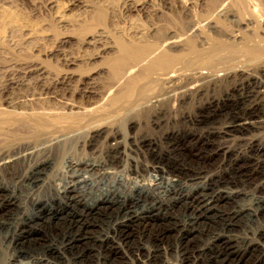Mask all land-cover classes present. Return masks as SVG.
I'll use <instances>...</instances> for the list:
<instances>
[{"label":"rangeland","instance_id":"1","mask_svg":"<svg viewBox=\"0 0 264 264\" xmlns=\"http://www.w3.org/2000/svg\"><path fill=\"white\" fill-rule=\"evenodd\" d=\"M239 1L245 4L240 5ZM186 3L190 9L184 7ZM98 10L103 11L104 18L97 22ZM167 33L180 37L183 44L179 48L190 43L199 50L221 44L237 45V49L251 45L264 48V0H170L169 5L165 0H0V108L8 107L10 101L17 106L16 110L24 112H32L33 107L42 104L56 105L55 108L67 104L70 111L78 110L77 113L99 108L96 115L101 117L94 115V119L103 116L106 119L107 115L110 119L99 118L94 124L107 123L104 125L107 132L115 133V138L103 131L87 139L82 134L76 146L67 150L65 160L85 154L104 163L99 170L86 171L84 166L85 169H64L61 162L59 171L56 169L55 176L52 174L56 187L63 189L74 176L81 180L77 196L93 200L108 190L128 192L138 183L160 181L165 187L168 179L172 182L176 179L178 188L181 185L186 190L198 188V195L215 198L211 209L189 207L184 211L181 204L168 205L170 195L164 196L167 199L162 204L161 197L154 199L143 194L144 202L130 211L119 209L93 218L97 222L94 233L89 240L76 244H68L69 238L77 234L69 224L57 226L42 218H28L41 205L32 209L28 203V210L18 209L7 199H0V205L4 204L3 215L14 220L10 230L3 231L2 237H6L1 247L5 260L1 264H43L37 258H44L49 264H264V124H257L264 123V53L252 60L241 55L210 68L196 64L187 69L184 62L177 63V69L173 68L175 74L171 72L173 79L166 77L160 87L156 81L147 85L149 99L139 100L144 105L146 101H162L156 104H169L172 112L156 113L151 109L145 117L141 116L140 126H136L129 121L135 117L130 110L132 106L124 107L125 110L114 106L120 116L115 109L112 113L110 99L129 84L112 80L107 60L116 55L118 39L130 43L155 42ZM107 47L110 50L104 52ZM222 52L231 59L229 49ZM31 64L34 68H47L44 85L37 84V77L24 78L22 85L15 84L4 93L3 88L12 78L34 69ZM67 74L76 77L72 84L76 87L59 86L53 91L55 76L59 79ZM86 74L93 86L97 84L93 92L79 82L87 79ZM102 104L111 113L106 114ZM68 109L65 110L69 112ZM157 116L165 119L159 121L161 117ZM252 121L256 124L252 125ZM245 122H249V127L230 128ZM113 155L121 159V164H111ZM21 188L24 192L30 190L24 185ZM41 188L34 186L30 190L34 196L29 199L36 196L44 201L49 199L58 208V199L50 200L56 193L54 188ZM170 188L168 185L167 189ZM161 190L159 196L165 189ZM143 203L147 205L146 211L141 207ZM23 219L29 224H21Z\"/></svg>","mask_w":264,"mask_h":264},{"label":"bare ground","instance_id":"2","mask_svg":"<svg viewBox=\"0 0 264 264\" xmlns=\"http://www.w3.org/2000/svg\"><path fill=\"white\" fill-rule=\"evenodd\" d=\"M169 1L167 2L165 0V4L169 5ZM239 2H240V5H241V3L242 4L244 3L243 1H239ZM171 7L172 6H170V10H171ZM181 7H183V6H181ZM184 7L186 9H190L189 4L187 5V3L184 5ZM103 18H104L103 11L98 10V12L95 16L96 21L97 22L102 21ZM194 32H196V31H194ZM155 33H157V32H155ZM200 34H201V32H200ZM155 35L156 34H154V36ZM179 38L180 37H178V35L176 36L174 33H167V35L160 38V41H155V42L154 41H145L143 43H138V42L137 43H130V42L121 41L119 39L117 40V42H116V51H117L116 55H113L114 57H112V59L107 60V65L109 66V67L108 66L107 67L109 68V70H110L109 72L111 73V74L110 73L109 74L112 75V78H113L112 80L120 82L122 84H125V82H126L129 85H128V87H125L126 84H125V86L123 85L125 88H123L121 90V92L119 90V93L118 92H117L118 94L115 93L116 95L114 97L112 96V98L110 99V101H109L110 104L109 103L108 104L113 106L112 113L114 111L113 109H115L116 106H117L116 108L127 107L128 109L130 106H132V109H130V110L135 112V117H134L135 120L130 119L129 121H131L132 123L135 122L134 124L136 126H140L141 121H142L141 116L145 117L146 113H149L151 109L156 110V113H157V111L158 112L159 111L160 112H167V113L172 112V109L170 107L171 105L169 106L168 103H167L168 105H165L166 103L165 104H156V103H160L162 101H159V102L153 101L151 103H148V101H146L147 103L144 102L145 105L142 103H143V101H145L143 99L147 100V98L149 99V96H150L148 91L146 90L148 88L147 85H151V83L156 81L158 86H159V84H161L162 81L165 82V78L168 76H170L168 80L173 79L172 77H174L173 75L175 74V72H174L175 69L173 70V68H175L176 64L177 63L179 64V62H184V65L186 64V66L189 67L187 69H190V66H197L196 64H200V66L203 64V66L204 65L207 67L209 66V68H210L211 66L217 65V63H219V62H222V61L227 62L228 59L232 60L233 58L235 59L236 57L241 56V55L248 56L249 59L251 57V60H252V58L253 59L259 58L261 54L263 56V53H264L263 52L264 48L261 46H258V45L257 46L251 45L248 47L245 46L246 48H244V49L241 46V49H239V48L237 49L236 48L237 45H235V47H234V45L222 46L223 44H221V42H220L221 47H220V45H217V47H216V45H212V46L208 47L207 49H206V47H202L203 49H201V50H199L198 48L196 49L194 47V45H192L191 43L188 45V47H185L183 45L184 47L179 48L180 44H181ZM200 39H201V36H200ZM218 41H219V39H218ZM223 41L224 40H222V42ZM230 41L233 42V40H230ZM89 44H90V42H89ZM182 44H183V41H182ZM218 46H219V48H218ZM223 49H225V50L229 49L228 53H230L232 55L231 59L229 56H223L224 54L222 55ZM107 50H110L109 47H107V49H105L104 52H107ZM172 51H174V52H172ZM262 56H261V58H262ZM222 66H224V65H222ZM135 67H137V69H139L138 72L134 71L133 68H135ZM177 67H176V69H177ZM184 67L185 66H183V69H184ZM30 68H34L33 64H31ZM181 68H182V66H181ZM26 69H27V67H26ZM179 69H180V66H179ZM27 70H29V69H27ZM170 70H172V71H170ZM171 72L174 74H172ZM155 73L158 75L160 74L162 76H160V75L156 76ZM46 74H47V68L44 69L43 67H40V66L37 68H34L30 71L24 72L23 75H21L19 73V75L12 78L13 79V81H11L12 83L10 82V84H7V85L5 84L6 86L3 88V92L5 93V90H6V92H8V90L10 89L9 87L14 86L15 84H21L22 85L23 84L22 81H25L26 79L34 78V77H37V82H38L37 84L38 85L39 84L44 85V82L47 78ZM62 74H64V73H62ZM154 74H155V77H154ZM71 75H73V74H71ZM71 75L67 74L66 76L59 77V79H58V75H56L55 79L53 80V81H55V83L53 82L54 83L53 87H52L53 91H56L55 89H57L59 86L65 88V89L71 88V86L76 87V86L72 85L73 82L75 81V80H73V78H76V77L71 76ZM207 75L209 76V74H207ZM11 77H12V75H11ZM214 77H215V75H214ZM24 78H26V79H24ZM77 79H79V78H77ZM168 80H167V82H168ZM89 81L90 80H89L88 75H87V79H84L83 82L79 79V82H81V84H82L81 86H85V88H88L90 92H93L94 86L97 84H94V86H93L94 82L92 83V81L91 82H89ZM206 81H208V80H206ZM214 81H217V80H214ZM79 82H77V83H79ZM26 83H27V81H26ZM207 86H209V85H207ZM44 87H46V86H44ZM47 88H49V87H46V89ZM121 88H122V86H121ZM52 89H50L49 91H51ZM81 91H83V90H81ZM84 93H85V91H84ZM139 100H143V101H139ZM11 102H13V101H10V105H8V107H5L2 104V106H4V107L0 108V199L1 200L4 198L7 199L8 200L7 202L9 204L17 206L18 209H27L28 210V208L26 207V205L28 203H30L32 205V209L39 207L41 205L42 208H40V210L36 211V212H35V209H34V211H31V212H33V214L32 215L28 214L29 215L28 218H30L32 220L42 218L44 221H48L49 224H55L57 226H59L60 224H65V225L69 224L71 229H74V228L76 229L75 233H77V234L74 233L75 235H73L69 238L68 244H74V242L76 244V241H82L83 239L89 240L88 238L91 237V234L94 233V230L96 229L95 227L97 226V225L95 226V224L97 222L96 221L94 222L93 218H96V217L100 216L101 214L105 215V214H108L112 211L119 210V209H126L128 211L131 207L133 208V206H137V204L139 205V203L144 200V199H141L143 194H146L148 196H152L154 199H155V197L156 198L161 197V199H160L161 201L159 200L161 203L165 202L164 199H167V197L165 198L164 196L170 195V199H168V200H170L171 203H169L168 205H170V207H171L172 203L181 204L180 207H184L185 208L184 211H186V208H189V207L198 208L199 210L201 208H203L204 206H208L207 207L208 209L212 208L210 204L213 203V200L215 199L214 197L204 196L203 194L198 195V192H199L198 188H196L194 190H191V189L188 190L187 189L188 191L186 190V187L183 185H181L180 188H178V186H177L178 184L175 183V182H178L176 179L173 180L175 182H172L171 180L168 179L167 185L165 187H164L163 181H160L159 183H153V182H147L144 184L138 183L139 185L136 184L135 187H130V189L128 191L130 193L125 192V191H122V192L114 191L113 192V190L111 192L110 190H108L109 192L105 191L104 194L100 195V197L98 199H93V200L92 199L91 200L83 199V197H81L82 195L77 196V186L81 180L79 181V179L74 177V176H73V179L71 180L70 184H68V185L66 184V185L62 186L63 189L56 187V185H55L56 183L54 181L55 179H53L55 176L54 174H56V173L53 174V172L56 169H57V171H59V169L57 167L59 166V164H61V166H62L61 162H63V168L64 169L72 168V169L78 170L79 168L82 169L85 167L86 171L88 168H89L88 170H90V171L91 170H95V171L99 170V168L102 167V165L104 163V162H102V160H96V158H94V157L83 156L85 154L77 157L78 159L71 156L72 158H70V160H68V159L65 160V156L67 155V153H66L67 150H69V149L71 150L72 148H74V146H73L74 144L76 146V142L81 137L82 134H84L83 136H87L85 138V139H87L91 135L92 136L94 135V137H95V135H100L103 131L105 133H108V134L111 133V135H110L111 137L109 136L110 138H115V135H114L115 133L114 132H107L108 127L104 126L107 123H105V124L104 123L103 124H94V123H97L95 121H98L99 118L101 117V115H96L98 113L97 109H99L97 107H96L97 109H91L89 107L91 110L85 109L84 112H80L81 111L80 110L79 113H77L76 111H78V110H76L75 111L76 113H75L73 111H70L71 109L67 108L66 103H65L66 105H64V106L62 105L61 108H59V107L55 108L56 105L54 107H52V105L51 106H44V104H42L43 106H39V107L37 106V108H35V107L32 108V106H31V108L33 109L32 112L31 111L30 112H24V111H21L20 109H19L20 111L16 110L17 106L14 104H11ZM139 102H141V103L137 105V103H139ZM108 104L105 107H108L109 106ZM132 104H134V108H133ZM69 106H71V105L69 104ZM102 106H103V104H102ZM18 107H19V105H18ZM77 107H80V106L78 105ZM99 107H101V106H99ZM165 107H168V108H165ZM103 108H104V106H103ZM103 108H102V110H103ZM65 109L66 110L68 109L69 112H67ZM74 109H75V107H74ZM102 110H100V111H102ZM115 110L117 111V109H115ZM124 110H125V108H124ZM136 110H137V112H136ZM104 111H105V108H104ZM108 112L111 113V110L109 108H108ZM108 112H106V114H109ZM123 112L124 111L121 110L120 114H122ZM126 112H127V110H126ZM126 112H125V114H126ZM117 113L119 115L118 111H117ZM128 113H129V110H128ZM94 115L100 116V117H98L97 120H95L96 118ZM112 115H110V116H112ZM118 115H117V117L119 118L120 115L119 116ZM126 115H128V114H126ZM126 115H125V118L123 117V119H126ZM130 115H132V112ZM158 115H160V114H158ZM107 117L109 118V115L105 116L106 119H104V116H103V119L108 120ZM114 117H115V115H114ZM160 117L161 116H157L156 118L159 119ZM112 118H113V116H112ZM103 119H101V121H104ZM117 119H116V121H118ZM164 119L165 118L162 116L159 119V121H163ZM101 121H100V123H101ZM109 121H111V120H109ZM246 121H248V120H246ZM166 122H167V120H166ZM250 122H251V120H250ZM248 123L249 122H245L242 124H233V125H230V128L249 127ZM253 124H256V122L252 121V125ZM257 124H264V123L260 122ZM86 126H88L89 128L88 127L86 128ZM82 127H84V129H85V133H83L84 129H81ZM111 130H112V128H111ZM80 140H81V138H80ZM116 146H117V144H116ZM110 158H111V160L110 159L109 160H110L111 164H113V165L121 164V159H119L116 155L115 156L113 155ZM105 164H107V163H105ZM160 171H161V169H160ZM101 175L103 178L106 176L105 172L101 173ZM130 184H131V182H130ZM21 185H24L26 187V189L28 187L30 190L34 186H38V187L41 186L42 188H43V186H46V187H48L47 189H50V190H52V188H54V192H56V193L55 194L53 193L54 195L52 194L53 196H51L50 200L58 199L59 207L55 209V207H53V205L48 201L49 199H45V201H44V199H39V197L36 199L37 196L34 199H32V197H31V199H29L30 196L32 195L33 191H30V190L28 191V189H27V191L24 192V189L21 188ZM168 185H169V187L171 186L170 189H167ZM46 187H44V188H46ZM161 188H164L165 190L162 189V190H164V191H162ZM18 189L20 190L19 193H17ZM183 189L186 190L185 193H183V191H182ZM160 190L163 193H161L159 196L158 193H160ZM37 191H38V189H37ZM157 191H159V192H157ZM5 193H8V195H5ZM38 195H40V193H38ZM2 196H4V197H2ZM32 196H34V195H32ZM79 198H82V199H79ZM209 198L211 199V201H207ZM218 198L220 199L219 196H218ZM128 202H131V203H128ZM146 203H143V205L141 206L143 210H145L147 208ZM198 206H200V207H198ZM126 210H125V212H126ZM134 210H135V208H134ZM175 210H176V208H175ZM1 211H3V213H1ZM178 211H180V210H178ZM19 212H21V211H19ZM141 212H142V210H141ZM0 213H1L0 216H2V217H0V264H1L3 262V260H5V259H3V258H5V256H4V254H2L3 247H1L2 243L5 241V237H6V236L2 237V236H4L3 231L4 230H10L11 225L14 223L13 222L14 220L10 221L11 218H5V216L3 215L4 214V204L0 205ZM193 213H194V211H193ZM112 214H113V212H112ZM13 219H14V217H13ZM195 221H196V219H195ZM20 223L21 224H29V222L27 220H24V219ZM15 227L16 228L14 230L16 231L18 225L16 224ZM12 229H13V227H12ZM6 233L8 234V231ZM192 234L193 233H191V234L189 233V236ZM220 237L222 238V235ZM216 239H217V241H219V235ZM112 240H115V239L112 238ZM109 242H111V241H109ZM130 244H131V242H130ZM146 248L148 249V247H146ZM137 250H139V249H137ZM218 251H219V247H218ZM143 252L144 251H142V253ZM140 254H141V252H140ZM2 255H3V257H2ZM30 255L32 256V254H30ZM16 256L19 257L20 255H16ZM16 256L14 258H12L13 262L15 261L14 259L16 258ZM156 256H157V254H156ZM144 257L146 258V256H144ZM9 258H8V260H9ZM10 260H11V258H10ZM12 261H10V262H12ZM36 261H38V262L40 261L43 264L51 263V262H46L44 260V258H37ZM141 261H143V260H141ZM21 264H24V263H21ZM151 264H154V263H151ZM167 264H173V263L169 262Z\"/></svg>","mask_w":264,"mask_h":264}]
</instances>
